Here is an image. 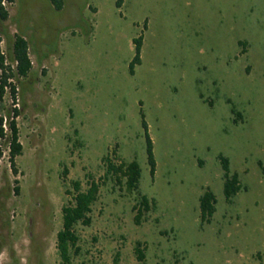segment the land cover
Masks as SVG:
<instances>
[{"label":"rangeland","instance_id":"rangeland-1","mask_svg":"<svg viewBox=\"0 0 264 264\" xmlns=\"http://www.w3.org/2000/svg\"><path fill=\"white\" fill-rule=\"evenodd\" d=\"M116 1L64 0L61 12L49 0L6 6L4 30L27 42L36 79L20 98L21 155L0 161V187L19 189L1 201L0 264H62L65 192L103 178L113 151L138 163V190L105 181L90 226L75 227L69 264H264V0ZM219 156L241 187L231 203ZM207 190L216 199L209 224L199 211ZM141 196L154 207L135 225Z\"/></svg>","mask_w":264,"mask_h":264},{"label":"trees","instance_id":"trees-1","mask_svg":"<svg viewBox=\"0 0 264 264\" xmlns=\"http://www.w3.org/2000/svg\"><path fill=\"white\" fill-rule=\"evenodd\" d=\"M1 1V0H0ZM12 3L13 0H7ZM123 0L116 1V7L119 9L122 5ZM49 4L52 9L56 12H61L64 7V0H49ZM8 14L0 6V34H6L3 24L7 20ZM142 45V36L133 40L134 46V58L129 65L130 75L134 74V67L140 64V51ZM243 47L242 53L245 52V44L240 43ZM13 58L17 61V72L22 77H27L31 72V61L28 57V45L27 42L21 38L16 37L12 47ZM44 73V72H43ZM231 113L240 117V114L231 109ZM142 127L145 131V142H146V153L147 161L150 167V174L153 176L155 172V163L152 154V143L147 134V126L143 120L142 115ZM13 129V142L11 157L20 155L21 147L16 144L15 130ZM115 151H113L112 155ZM112 155L105 156L102 161L105 164V174L103 178H99L97 181L94 179L88 180L87 187L82 190L80 181L70 182L71 191L66 190V195H71V202L63 206L61 209L62 215V229L57 233L56 236V249L62 264L70 263V253L73 252L77 255L79 252L78 241L79 238L75 233V227L82 225L88 227L91 224L90 213L93 204L97 201L99 195V189L104 185L105 181L110 178L117 185H124L125 190L128 193H132L138 190V184L141 176V170L136 161L126 163L118 158L115 159ZM219 162L223 171V195L227 203H231L233 197L240 191L239 180L237 174H230L229 161L228 159L219 156ZM67 169L64 168L62 172V178L66 176ZM18 193V188L15 189ZM216 199L214 194L207 190L199 197V211L201 223L209 224L213 217L216 209ZM154 207V200L151 201L145 196H141L138 205L134 206L136 214L134 216L135 225H139L141 218L144 213L149 212ZM140 244H136L135 254L138 261H142L144 258L142 250H140ZM15 264V263H13Z\"/></svg>","mask_w":264,"mask_h":264},{"label":"flooded vegetation","instance_id":"flooded-vegetation-1","mask_svg":"<svg viewBox=\"0 0 264 264\" xmlns=\"http://www.w3.org/2000/svg\"><path fill=\"white\" fill-rule=\"evenodd\" d=\"M7 1V0H6ZM8 2V1H7ZM8 4H12L9 3ZM6 10V9H5ZM16 37H21L20 34H0V161L5 159L8 164H14V158L11 157L12 142H13V129L15 130L16 144L21 147L19 141V127L18 117L23 110V105L20 104L21 94L26 92L24 85L32 84L35 82V73L31 62V72L27 77H22L16 71L12 70V66L16 61L12 55V47ZM22 38V37H21ZM5 61L8 64H5ZM25 83V84H24ZM5 127V129H4ZM22 152V147H21ZM16 187H12L9 181H5L4 185L0 187V224L8 223V213L5 210V202H1L3 199L8 200L10 196H19L15 191ZM17 208L14 206L12 208ZM28 237L31 238L30 228L32 227V220L28 219ZM3 239L0 236V251L3 248Z\"/></svg>","mask_w":264,"mask_h":264},{"label":"built area","instance_id":"built-area-1","mask_svg":"<svg viewBox=\"0 0 264 264\" xmlns=\"http://www.w3.org/2000/svg\"><path fill=\"white\" fill-rule=\"evenodd\" d=\"M8 5V2L6 0H1L0 1V6L5 10L6 9V6ZM5 64L7 65L8 62L5 61ZM16 67H17V61L14 62L13 66L11 67L13 71H16ZM1 73V72H0ZM5 129V127H4ZM1 149V147H0Z\"/></svg>","mask_w":264,"mask_h":264}]
</instances>
